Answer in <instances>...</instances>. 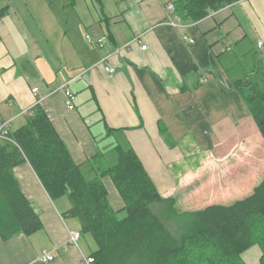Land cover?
Instances as JSON below:
<instances>
[{
    "label": "crops",
    "instance_id": "crops-1",
    "mask_svg": "<svg viewBox=\"0 0 264 264\" xmlns=\"http://www.w3.org/2000/svg\"><path fill=\"white\" fill-rule=\"evenodd\" d=\"M95 1L84 44L65 49L63 74L53 53L41 52L36 42L30 49L11 8L0 19V123L14 130L40 105L77 163L102 154L103 165L113 166L120 145L135 150L165 198L181 203L184 194V203L200 205L250 195L264 179V138L234 80L244 76L236 68L252 52L264 59V45L258 46L264 43V0H240L200 21L175 13L177 27L168 23V5L177 0ZM87 34L106 36L105 47L88 43ZM64 84L76 94L74 109L66 105ZM241 166L246 173L231 171ZM14 174L43 227L31 235L0 236V264H88L82 235L77 244L70 240L71 231H82L67 213L70 201L53 200L29 162ZM105 184L111 204L122 208L112 179ZM44 250L54 260L40 261Z\"/></svg>",
    "mask_w": 264,
    "mask_h": 264
},
{
    "label": "trees",
    "instance_id": "trees-1",
    "mask_svg": "<svg viewBox=\"0 0 264 264\" xmlns=\"http://www.w3.org/2000/svg\"><path fill=\"white\" fill-rule=\"evenodd\" d=\"M75 6L77 0H68ZM240 0H177L176 11L184 19L200 21L222 7ZM9 5L0 8V19ZM264 138V79L251 71L234 80ZM167 143L174 146L160 123ZM11 140H0V236L31 235L43 227L14 174L29 162L49 196H67L68 214L78 218L98 248L92 264H248L244 254L254 246L264 264V179L243 199L226 205L180 211L174 197L165 198L132 148H114L117 163L106 166L102 154L77 163L48 113L36 105L20 127L10 130ZM88 166V169L85 168ZM110 177L124 206L115 208L104 182ZM158 204L164 218H175L174 234L151 208Z\"/></svg>",
    "mask_w": 264,
    "mask_h": 264
},
{
    "label": "rangeland",
    "instance_id": "rangeland-1",
    "mask_svg": "<svg viewBox=\"0 0 264 264\" xmlns=\"http://www.w3.org/2000/svg\"><path fill=\"white\" fill-rule=\"evenodd\" d=\"M77 3L78 5L73 6L69 4L68 0H0V8L8 4L10 5V11H12L14 15L15 13L17 14L14 16V19H16V21L18 20L19 23L17 24L22 29L21 37L25 39L30 49L33 48L34 42H36L41 48V52L44 51V53H47V55L48 53L49 55L53 53V55H50L51 60L54 64H57L61 68V73L63 74L65 73L64 71H66V68L62 64L65 49L70 45L76 46L78 44H84V35L87 33V27L85 23L87 24V20L89 19L88 11L92 15L93 7H97L95 0H87L86 4H83L84 2L82 0H77ZM98 10L100 11L99 8ZM248 45L253 51H255V43L252 44V42H249ZM253 56L254 52H252L248 59L239 64V68L237 67L236 71L240 70L241 74L245 75L247 72L250 73L251 71L256 70L259 72V78L264 79V59H254ZM112 163L116 164L117 159L115 158L114 162ZM231 171H235L236 175L238 173H246V170L242 166ZM109 178L110 177L105 179V182ZM195 194L196 191L191 195ZM241 194H244V192L240 193V195ZM240 195L233 193L228 196V200L224 201L221 199L218 201L219 199H212V201L200 205L196 202L193 203L194 199H192L190 202L185 201L184 203V194L180 195L182 197L181 203L177 202L176 197L174 198L177 202L176 206L180 211H191V207H196V209L193 210H197L215 203L229 205L234 203L236 200L246 197ZM195 196H197V194ZM210 196H213V193H210ZM60 198L69 201L67 196H62ZM60 198L56 199V201L59 202ZM111 200L112 203L113 200L116 201L112 195ZM112 205H114L113 207L115 208L119 207L114 203ZM151 208L164 220V222H166L167 226L174 234L179 232L178 224L175 218L165 220L164 214H162L163 207L158 204H153ZM61 213L63 214L64 218H69L66 212L63 210H61ZM75 220L78 222V218ZM80 232H82V239H80L79 244L81 245L84 252L89 255L97 250L98 245L93 236L90 233H84L83 231ZM260 255V248L258 246H254L244 254V259L248 264H259Z\"/></svg>",
    "mask_w": 264,
    "mask_h": 264
},
{
    "label": "built area",
    "instance_id": "built-area-1",
    "mask_svg": "<svg viewBox=\"0 0 264 264\" xmlns=\"http://www.w3.org/2000/svg\"><path fill=\"white\" fill-rule=\"evenodd\" d=\"M176 6L175 4H169L168 5V23L171 24L172 26H179L180 25V17L176 14ZM185 39H187V37H184ZM86 40L88 41V43L95 45L99 48H104L107 38L106 36H101V37H97L95 38L93 35L91 34H87L86 35ZM189 41L193 42L192 39H189ZM264 43L263 42H258V46H263ZM147 46L143 45L142 49H146ZM119 52V51H118ZM106 70L110 73H113L115 71V69L111 66H107ZM61 89L64 90L65 92V99H66V105L69 109H74L75 108V99H76V94L74 93V91H72L71 89H69L67 87V84H64ZM39 89L37 87L32 89V92L36 95L38 93ZM9 132H10V127H9V122H3L0 123V140H11L9 138ZM81 232L80 231H71L70 232V240L72 243L77 244L78 240L81 237ZM40 261L47 263V262H51L52 260H54V256L53 254H51L50 252L47 251H42L40 256H39ZM85 261L88 264H92L94 259L92 257H87L85 258Z\"/></svg>",
    "mask_w": 264,
    "mask_h": 264
}]
</instances>
